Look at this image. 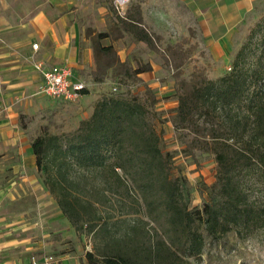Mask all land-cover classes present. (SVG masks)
<instances>
[{
	"label": "trees",
	"instance_id": "trees-1",
	"mask_svg": "<svg viewBox=\"0 0 264 264\" xmlns=\"http://www.w3.org/2000/svg\"><path fill=\"white\" fill-rule=\"evenodd\" d=\"M142 32L140 40L149 43L150 36ZM98 49L108 54L111 47ZM243 57L239 53L225 75L193 84L179 96L175 110V125L202 132L218 165L212 195L202 208L190 210L181 203L179 180L168 170L170 156L163 153L160 136L146 119L147 109L135 97L104 95L74 131L44 132L33 139L43 182L78 233H95L107 222L99 209L103 190L98 185L80 187L88 185L89 178L109 172L121 181V170L141 189L159 187L162 211L171 226L165 231L168 241L157 251L115 242L88 251V264H191L189 257L204 246L201 229L214 239L230 231L244 238L264 230V201L254 193L255 184L264 181V63L262 56L257 66ZM102 182L109 188L106 179ZM163 246L182 252L161 251Z\"/></svg>",
	"mask_w": 264,
	"mask_h": 264
},
{
	"label": "rangeland",
	"instance_id": "rangeland-1",
	"mask_svg": "<svg viewBox=\"0 0 264 264\" xmlns=\"http://www.w3.org/2000/svg\"><path fill=\"white\" fill-rule=\"evenodd\" d=\"M139 2L130 0L123 13L117 11L113 0L85 3L86 14L81 19L85 37L95 52V60L92 66L81 71V76L87 83L106 82L99 98L120 95L135 97L144 104L146 119L159 134L163 153L170 156V176L179 180L181 203L190 210L202 208L212 195L218 165L202 132L175 125L179 96L203 79H216L230 72L241 52L249 64L257 66L261 56L264 63V1L233 33L232 46L227 50L212 48L196 31L182 37L173 33L176 38L173 42L160 41L154 32L131 21H141ZM99 3L107 10V24L101 28L95 25ZM142 30L150 36L149 43H141ZM99 33L106 36L100 37ZM103 44L111 47L108 54L98 49ZM142 69H147L145 75L136 72ZM85 112L87 104L83 105L79 100L69 102L41 97L37 106L32 108V137L34 139L44 132H72L82 120L92 115L84 118ZM118 171L121 181L106 172L103 177L89 178L88 185L85 182L80 185L83 189L98 185L103 190L105 197L101 195L99 209L107 216V222L95 233H78L73 227V237L53 236L56 249L87 253L118 242L124 248L135 246L139 251H157L162 241H168L165 231L171 226L162 211L159 187L141 189L129 176ZM39 174L43 182V175ZM103 179L109 182V188L104 187ZM254 193L264 201V181L255 184ZM98 197L99 194L94 195L92 200L96 201ZM201 231L205 236L204 246L200 254L189 257L191 264H264V230L244 238L230 231L219 239L212 238L203 229ZM170 233L175 236L174 232ZM171 250L182 252L177 247ZM171 250L161 247V251Z\"/></svg>",
	"mask_w": 264,
	"mask_h": 264
},
{
	"label": "crops",
	"instance_id": "crops-1",
	"mask_svg": "<svg viewBox=\"0 0 264 264\" xmlns=\"http://www.w3.org/2000/svg\"><path fill=\"white\" fill-rule=\"evenodd\" d=\"M95 1L0 0V264H33V258L39 264H87L86 251L54 245L53 236L73 237L75 231L40 177L30 118L44 97L36 63L70 65L74 78L87 85L79 99L87 104L84 118L92 114L106 82L87 83L81 76L95 60L81 17L85 3ZM263 1L140 0L138 25L162 42H173V33L196 31L212 48L227 50L233 33ZM97 11L95 25L106 26L105 5L97 4Z\"/></svg>",
	"mask_w": 264,
	"mask_h": 264
},
{
	"label": "built area",
	"instance_id": "built-area-1",
	"mask_svg": "<svg viewBox=\"0 0 264 264\" xmlns=\"http://www.w3.org/2000/svg\"><path fill=\"white\" fill-rule=\"evenodd\" d=\"M129 2L130 0H113L114 7L119 13L124 12ZM37 47L38 44L34 43L33 48L37 49ZM35 67L43 76V81L38 87V94L69 102L77 101L85 94L86 83L74 78V71L70 65L45 68L42 63H36ZM32 263L39 264L36 258H33Z\"/></svg>",
	"mask_w": 264,
	"mask_h": 264
}]
</instances>
